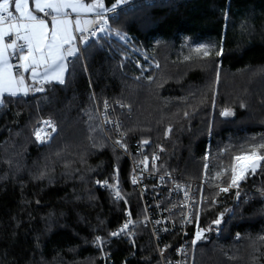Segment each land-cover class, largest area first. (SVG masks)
Instances as JSON below:
<instances>
[{"label":"trees","instance_id":"16d2710c","mask_svg":"<svg viewBox=\"0 0 264 264\" xmlns=\"http://www.w3.org/2000/svg\"><path fill=\"white\" fill-rule=\"evenodd\" d=\"M108 19L101 45L91 41L69 60L63 84L4 96L0 264H99L93 241L124 213L96 184L114 167L136 211L129 158L106 137L99 116L105 101L135 158L154 157L158 169L187 179L207 172L203 224L223 214V233L200 242L189 264H264V162L241 185L231 215L232 194L216 191L218 179L230 180L235 156L264 144V0H135ZM201 45L209 56L196 51ZM226 109L233 115H221ZM43 117L57 125L48 144L35 138ZM137 235L128 264H161L148 228L138 226ZM109 250L111 264L133 253L125 240Z\"/></svg>","mask_w":264,"mask_h":264},{"label":"built area","instance_id":"2783aa9c","mask_svg":"<svg viewBox=\"0 0 264 264\" xmlns=\"http://www.w3.org/2000/svg\"><path fill=\"white\" fill-rule=\"evenodd\" d=\"M134 2L135 0H126V3L117 6L116 12L121 8L131 7ZM113 14L108 12L105 15L109 18ZM90 18L95 17L93 15ZM94 30L97 31L96 36H90L88 33L84 34L89 37L86 43L81 41L80 34L77 33L81 53L79 56H83L84 48L91 41H97L103 33L99 32L98 29ZM11 59L14 65L19 63L16 56H12ZM41 87H43L44 91H30L28 94L45 93L47 87L44 84H39L32 88ZM99 111L109 140L120 152L129 158L131 165L130 182L139 196V205L134 212V205L123 190L120 172L117 167L113 168L111 178L97 180L96 184L99 188L108 191L116 202H120L124 206L123 218L118 225L107 235L98 234L93 241L95 248L100 252L99 264L112 263V253L109 249L111 243L115 240H125L132 247L133 253L126 255L121 263L128 264L138 248L137 228L140 225L148 228L161 264H189L192 254L200 242L208 236L219 237L223 233V215L222 218L221 215H218L210 220L208 224H203V207L207 201L205 196L207 177L203 176L200 180L187 179L177 171H162L158 169L157 160L154 157L152 159L135 158L129 151V146L125 142L126 135L121 132L118 119L113 116L110 106L106 103ZM45 121L50 120L49 118H44L41 126L37 127V132H44L49 135L50 132L46 127L51 124H46ZM134 145L138 146L137 143ZM135 153H137V150ZM245 181H241L238 188H230L228 192H222L220 189L228 187L229 184L223 182L221 178L218 179L216 185L217 193L232 194V204L230 209H227V214L231 215L233 212V198L236 203L239 202L240 192L244 190L241 185ZM233 189H235L236 193H239L237 196L233 197ZM117 190L120 198H117ZM185 193H187V196ZM214 203L218 204V198L214 199ZM218 218H221L220 224H213V221ZM129 221L131 223H128ZM126 223H128V228L123 233L116 237L111 236L112 232H118ZM209 228H211V231H208ZM200 230H204L202 238L196 240V233ZM173 236L174 241L175 236L179 238V241L175 244L171 241Z\"/></svg>","mask_w":264,"mask_h":264},{"label":"snow or ice","instance_id":"6c2138e0","mask_svg":"<svg viewBox=\"0 0 264 264\" xmlns=\"http://www.w3.org/2000/svg\"><path fill=\"white\" fill-rule=\"evenodd\" d=\"M123 3H126V0H116L109 8L104 0H92L91 3L85 0H32L33 8L30 7V0H0V106L4 104L5 93L11 96H26L30 91H44L43 87H30L24 73H31L33 83L39 80L41 83L63 84L69 58H78L81 54L77 33L80 34L81 41L86 43L89 37L85 36V33L96 36L97 31L94 29L106 32L110 26L105 14L115 13L117 6ZM93 15L95 18H90ZM46 17L50 18L51 27ZM116 35L119 36L120 33L117 32ZM6 38H11V43H7ZM196 51H202L205 57L210 55L206 45H201ZM222 52L221 48L215 55L220 56ZM12 56L17 57L18 64L11 63ZM17 70L19 75L16 74ZM221 115L230 116L233 113L226 109ZM45 123L51 124L50 121ZM52 127L55 130V126ZM36 136L43 140L40 132H37ZM261 150H264V144H253L233 158L229 186L221 188L222 192L238 188L241 181L256 174L264 162ZM224 172L229 170L225 169ZM221 175L222 173L217 174L218 177ZM116 195L120 198L118 190ZM185 195L187 196V193ZM221 218L214 220L213 224L219 225ZM128 223L118 232H112L111 236L116 237L123 233L128 228ZM203 231L196 233V240L202 238ZM208 231H211V228Z\"/></svg>","mask_w":264,"mask_h":264},{"label":"rangeland","instance_id":"374dc122","mask_svg":"<svg viewBox=\"0 0 264 264\" xmlns=\"http://www.w3.org/2000/svg\"><path fill=\"white\" fill-rule=\"evenodd\" d=\"M96 43H97L98 45H101L99 39L96 41ZM68 65H69V64H68ZM67 72H68V70H67ZM67 72L65 73V78H66ZM64 81H65V79H64ZM43 93H44V92H43ZM35 94H42V93H35ZM35 94H33V95H35ZM106 103L110 106V109H111V111L113 112V110H112V104H110L108 101H105V102L99 104V105H98V108L100 109V108L104 107V105H105ZM99 109H98V110H99ZM99 116H100V111H99ZM44 118H49V120H50V122H51V125L46 127V128L49 130L50 134L47 135V134H45L44 132H41L40 134H41V136L43 137V140L38 139L37 136H36V133H37V128H36V130H35V138H36V140L39 142V144H48V143H50V142L52 141L54 135H55L56 132H57V125L53 122L52 118H50V117H43V118H41V121L39 122V124H38L37 127H40V126H41V124H42V120H43ZM115 118H116V117H115ZM100 119H101V117H100ZM101 122H102V120H101ZM52 125L55 126V130H53ZM102 126H103V124H102ZM121 132H122V130H121ZM122 133H123V132H122ZM105 134H106V132H105ZM106 137L108 138L107 134H106ZM108 139H109V138H108ZM74 143H76V142H74ZM262 164H263V162H262ZM262 164H261V165H262ZM258 169H259V168H258ZM203 176H206V177H207V172H206L205 170H204L203 173H202V177H203ZM229 181H230V180H228V183H226V184H229ZM216 198H217V194H216L215 192H213V194H212V192H211V193H210V200H212V202L214 203V199H216ZM214 204H215V203H214ZM208 238H209V237H207L206 239H208ZM206 239H204V240H206ZM195 250H196V249H195ZM195 250H194V252H195ZM193 255H194V253H193ZM192 259H193V257H192Z\"/></svg>","mask_w":264,"mask_h":264},{"label":"crops","instance_id":"0c3cea01","mask_svg":"<svg viewBox=\"0 0 264 264\" xmlns=\"http://www.w3.org/2000/svg\"><path fill=\"white\" fill-rule=\"evenodd\" d=\"M85 2L87 3H91L92 0H85ZM105 2V0H104ZM30 7H33L34 8V4H32V0H30ZM13 11H14V3H13ZM38 15H42V14H39ZM47 19H49V26L51 27V21H50V18L46 17ZM75 18V16H73V19ZM6 42L7 43H11V38H6ZM71 58H69L70 60ZM11 63L13 64L12 62V59H11ZM16 74L19 75V72L18 70L16 71ZM24 76H25V79L26 81L29 83V86L30 87H34V86H38L39 84H45V83H41L39 82V80H37V82L33 83L32 80H31V73L30 72H27V73H24ZM65 79V78H64ZM52 83H58V82H52ZM5 95H9L7 93H5ZM21 95V94H20Z\"/></svg>","mask_w":264,"mask_h":264}]
</instances>
